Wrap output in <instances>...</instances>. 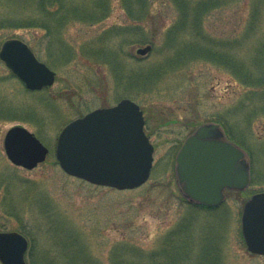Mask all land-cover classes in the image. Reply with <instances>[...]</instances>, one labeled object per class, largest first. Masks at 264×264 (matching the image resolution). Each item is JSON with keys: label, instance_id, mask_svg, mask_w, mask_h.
<instances>
[{"label": "rangeland", "instance_id": "1", "mask_svg": "<svg viewBox=\"0 0 264 264\" xmlns=\"http://www.w3.org/2000/svg\"><path fill=\"white\" fill-rule=\"evenodd\" d=\"M93 1L76 4L90 13ZM187 1L184 14L179 0H109L103 16H57L54 38L42 29H0V50L18 38L56 73L51 88L31 92L0 60V232L27 237V264H155L153 254L158 263L171 255L180 264H264L241 232L246 199L264 191V0ZM36 3L0 0V20L43 16ZM104 45L117 54L114 64L92 55ZM182 49L195 53L172 64ZM124 98L141 106L155 146L147 183L116 190L66 174L55 155L62 128ZM209 121L224 124L247 151L255 178L244 192H226L217 208L185 201L174 170L186 137ZM18 125L50 150L33 170L7 159L4 138Z\"/></svg>", "mask_w": 264, "mask_h": 264}, {"label": "water", "instance_id": "2", "mask_svg": "<svg viewBox=\"0 0 264 264\" xmlns=\"http://www.w3.org/2000/svg\"><path fill=\"white\" fill-rule=\"evenodd\" d=\"M143 49L138 50V54ZM0 59L30 91L53 86L56 73L39 61L20 39L3 43ZM140 107L130 99L99 108L69 123L60 133L56 157L61 168L91 184L135 189L145 184L153 166L154 147L144 132ZM8 159L28 170L43 163L49 149L23 126H13L4 138ZM177 182L192 202L220 204L225 188L244 190L251 182L246 154L229 141L221 126H200L184 142L176 158ZM242 232L250 251L264 255V192L245 204ZM28 240L19 232H0V262L26 264Z\"/></svg>", "mask_w": 264, "mask_h": 264}, {"label": "trees", "instance_id": "3", "mask_svg": "<svg viewBox=\"0 0 264 264\" xmlns=\"http://www.w3.org/2000/svg\"><path fill=\"white\" fill-rule=\"evenodd\" d=\"M26 1H28L29 3H35L36 1H38V3H36V4L38 5L40 10L42 11L43 16H38L37 18L31 17V18L21 20V21L0 20V29L7 27V26L8 27H14V28H29V29L34 28V29H42V30H45L48 33L52 34L53 32H55V30H53L52 21L56 20L57 16H59L58 19L59 18H60V20L66 19V21H67L69 18H74V19H75V17H83L84 18L83 15H80L77 13L79 11L84 12V13L91 15V16H95V13L97 12V10H99L101 12L100 15L103 16V15H105L106 11L111 10V7H109V4L107 3V1H109V0H94L95 2L93 1V6H94L95 12H90V13H87L85 11V8H83V6L77 5L76 4L77 0H26ZM180 1L181 0H179V4H180ZM143 2H144V0H138V3L140 5H143ZM180 6L182 7L184 14L188 13L189 6H188L187 0H184V1L182 0ZM128 7H129V9H131L132 13L134 14L132 6L128 4ZM60 8L63 10H66V11L62 12L61 15L55 14L54 13L55 10L59 11ZM193 11L194 12L197 11V7H194ZM70 12H72V13H70ZM74 12H75V14H74ZM140 12L142 13V10ZM140 17L141 16L139 15L138 18H140ZM89 18H94V17H89ZM54 34L55 33H53L51 37L54 38V36H53ZM8 39H10V38H8ZM101 39H102V42L105 43L106 40L104 38H101ZM106 47H108V46H106V45L102 46L99 49V51L95 50L92 53V55L100 58L103 61H108V62H111L114 64L116 61V58H117V54L111 53ZM192 50L194 51L195 49H191V51ZM61 51L62 52L60 53V55L63 56L62 58L66 57V56L69 57L70 52L67 49H61ZM191 51L188 49L186 52L187 54H185V51H183V49H182V51L181 50L177 51L176 55L174 56V59H173L175 61H172V64L173 63L180 64L182 61L188 60L190 58V55L195 53V51L193 53H191ZM188 53H189V55H188ZM196 53H198V52L196 51ZM139 82H140V80L137 81V83H139ZM223 126H224L226 132L228 133L229 137L231 139H233L231 137L232 134L230 133L229 129L224 124H223ZM252 175H253V181L252 182L254 183L255 178H254V174H253V169H252ZM159 256H160V254L159 255L153 254L151 260H155L154 261L155 264H180L179 263V257L178 256L173 257L171 255L168 256V258L165 257L166 259H165L164 263H161V262L158 263L156 260L158 259Z\"/></svg>", "mask_w": 264, "mask_h": 264}, {"label": "flooded vegetation", "instance_id": "4", "mask_svg": "<svg viewBox=\"0 0 264 264\" xmlns=\"http://www.w3.org/2000/svg\"><path fill=\"white\" fill-rule=\"evenodd\" d=\"M226 192H235V191H230V190H226V189H225V190L223 191V193H224V195H225V200H226V198H227ZM238 193H239V192H238ZM250 196H251V195H250ZM250 196H249V197H250ZM249 197H248V198H249ZM248 198H247V199H248ZM247 199H246V200H247ZM225 200H224V202H225ZM224 202H223V203H224ZM245 202H246V201H245ZM223 203H222V204H223ZM222 204H221V205H222ZM221 205H220V206H221ZM218 207H219V206H218Z\"/></svg>", "mask_w": 264, "mask_h": 264}]
</instances>
